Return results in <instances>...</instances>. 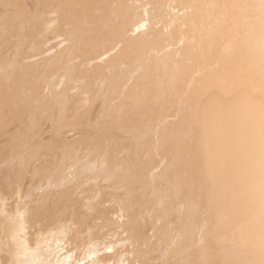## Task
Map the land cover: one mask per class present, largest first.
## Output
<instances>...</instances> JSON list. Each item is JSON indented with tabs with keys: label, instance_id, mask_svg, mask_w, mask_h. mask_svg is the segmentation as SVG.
<instances>
[{
	"label": "bare ground",
	"instance_id": "bare-ground-1",
	"mask_svg": "<svg viewBox=\"0 0 264 264\" xmlns=\"http://www.w3.org/2000/svg\"><path fill=\"white\" fill-rule=\"evenodd\" d=\"M0 264H264V0H0Z\"/></svg>",
	"mask_w": 264,
	"mask_h": 264
}]
</instances>
